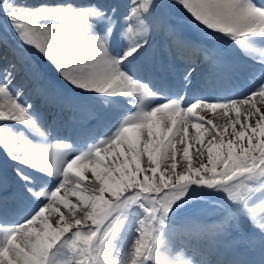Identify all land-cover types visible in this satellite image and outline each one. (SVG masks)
I'll use <instances>...</instances> for the list:
<instances>
[{"label": "snow or ice", "instance_id": "obj_1", "mask_svg": "<svg viewBox=\"0 0 264 264\" xmlns=\"http://www.w3.org/2000/svg\"><path fill=\"white\" fill-rule=\"evenodd\" d=\"M177 3L207 37L230 39L264 67V47L255 46L264 45V2ZM127 7L121 14L116 0H0L19 44L35 49L65 82L42 89L45 102L91 96L114 113L90 143L33 142L25 130L45 137L44 124L18 83L25 57L11 50L13 59L0 66V153L14 185L0 178V264H200V241L177 245L168 234L182 208L220 193L226 209L258 226L264 264V76L238 97L201 94L194 68L169 81L154 57L145 62L161 6L129 0ZM177 47L202 49L185 39ZM27 74L43 72L37 66ZM125 104L135 110L120 111ZM10 202L23 205L13 209L15 223L3 211ZM230 218L205 230L211 246H220Z\"/></svg>", "mask_w": 264, "mask_h": 264}, {"label": "rangeland", "instance_id": "obj_2", "mask_svg": "<svg viewBox=\"0 0 264 264\" xmlns=\"http://www.w3.org/2000/svg\"><path fill=\"white\" fill-rule=\"evenodd\" d=\"M46 1H48L47 3H49V4H55V3L59 2V0H46ZM80 1L82 2V0H80ZM11 2H12V0H9V3H11ZM17 2L22 3L21 0H17ZM116 2H117V0H116ZM157 3L161 7L158 9L157 13L152 17V27L150 29L151 47L149 49V53L152 50L156 49L158 47V45L160 46L159 43L162 44L165 41V38L168 34L170 36L173 33L171 31L172 26H170V23L175 21V20L183 21V23L181 24L182 29L180 30L182 34H180V35H184L186 38H188L190 36L194 37L192 35V33H194V34H196L197 37L198 36L205 37V38L207 37L203 32H201L200 28H198L197 25L195 23H193V21L189 17V15L177 3V0H157ZM37 4H39V2L35 1V3L33 5H37ZM128 4H129V0H120L119 5H120V7L123 6V8L120 9L121 14L127 13ZM170 8H172L173 14L170 11H169L170 13L167 14V11L170 10ZM163 23L165 24V27H163L164 26ZM189 29H192V31L189 32ZM162 32L165 35V36H163L164 38H162L161 35H159V37L156 35V34H162ZM213 37L216 41L222 40L221 42H223V39H218L217 36H213ZM0 39L2 40L1 43L4 42L6 44L5 47H7L10 51L13 49H19V51L23 53L25 60H26V65L21 68V70L18 74V83L22 82L25 85V95H24L23 99L28 101L29 103L33 104L34 111L39 113L40 118H41L43 123L47 122L48 125H51L52 119H54L56 117V112L54 113L55 109H53L51 111H47V112L45 111V109L43 107L45 104V99L41 95V90L50 88L51 85L54 83V80L51 78L49 73L45 72V69H44L43 64H42L43 62L41 59V55L38 52H36L35 49L19 44V41H18L16 35L14 34V31L11 29L9 22L6 19L3 12H0ZM224 39L228 40L227 43L231 44L235 48L234 51H236L237 54H239V55L247 54L245 49L241 48L239 45H236L230 39H228V38H224ZM165 43H167V44L172 43V41L170 40V37H168V39L165 41ZM255 46L257 47V49H259L260 47H264V45H261V44H258V45L256 44ZM5 55L3 57L1 52H0V66H3V64H5L7 62V60L4 61V59H8L7 56H5ZM178 56H179V54L177 55V57ZM11 57H12V55H11ZM11 59H13V57ZM211 60H213L212 53L210 54V58H209V61H211ZM233 61L237 64L236 58L235 59L233 58ZM177 63L178 64H176L174 62L173 65L182 69L184 62L181 61V62H177ZM235 63H234V65H236ZM219 65H214V66L210 65L213 69V70H211L212 76H217L218 74L223 73L222 68ZM37 66L42 69L43 75L35 76V77L29 76L27 74V69L28 68H34ZM259 80L260 79H258L257 81H259ZM64 83H59L58 85H63ZM68 94L71 95L69 93V91H67V96H69ZM70 100H72V99H70ZM77 100L81 103H88L89 105L94 103L93 102L94 100L90 96H88V97L81 96V98L77 97ZM90 100H91V102H90ZM46 104H48L50 107H51V105H53V107L55 106L54 104L47 103V102H46ZM67 104H68V100L66 101V103H64V105L66 106ZM61 110H62V108H61ZM40 111H42V112L40 113ZM66 112L67 111H65V110H62V112H61L62 117H64V121H62L61 125H63L64 128H66L67 125L69 124L66 121L67 120L66 119ZM125 114H127V113H125ZM69 115H71V112L69 113ZM17 127H20V126H17ZM66 131H68V129H66ZM229 131H230V129H229ZM28 133L29 132H27V130H25L26 136ZM192 133L194 134V130H192ZM56 142L57 141H48V144H46V145H50V144L56 143ZM144 160L146 161V157H144ZM256 203L259 204L260 201L257 200ZM228 204H229V202L227 201L226 194H224V193H220V194H217L215 196H206V197L199 198V199L191 202L190 204L186 205L184 208H182L177 213V215L174 217L172 224H178L182 220L192 218L193 216L201 217L205 214H207V215L212 214L216 210V208L221 207L224 209V211L232 214L231 217L233 220H237L238 222L240 220L242 227L243 228L245 227L244 229H246V228L248 229V231L251 233V237L254 240H258L259 239L258 226L248 222L240 214V212L238 210H236L234 208L230 209V210L226 209V205H228ZM221 211H223V210H221ZM218 212L219 213H216L215 217L213 218L214 221H215V219H217L216 218L217 215L223 213L220 211H218ZM228 213H225V214H228ZM200 220L201 221H197V223H202V222L204 223L205 218H201ZM184 221H187V220H184ZM211 222H213V221H211ZM183 223L184 222L180 223L179 225H181ZM204 224H209V222H206ZM179 225L173 226L169 232L173 231L175 228H178ZM209 225L211 226V223ZM242 235H243V233H242ZM246 246H248V245H246ZM256 248H257V246H256Z\"/></svg>", "mask_w": 264, "mask_h": 264}, {"label": "bare ground", "instance_id": "obj_3", "mask_svg": "<svg viewBox=\"0 0 264 264\" xmlns=\"http://www.w3.org/2000/svg\"><path fill=\"white\" fill-rule=\"evenodd\" d=\"M21 1H22V3H27L28 5H32V6H36V5H33L35 3V1H38L39 4L44 3V2H48L46 0H21ZM75 1H77V0H72V2H75ZM39 4H37V5H39ZM1 42H2V40L0 39V52H1L3 57L6 54L5 56H7V58H8V59H4V61H6V60L9 61L12 58L10 55L11 51L7 47H5L6 44L4 42L3 43H1ZM179 52L180 53L184 52V49L182 48L181 51H179ZM188 52H191V49H188ZM247 56H249V58H247L246 61L252 62V63H256V62L259 63L258 61L253 60L251 55H247ZM212 57H213V60L208 61V62L210 65L213 64V66H214L217 61H216L214 54H212ZM41 59L43 62V63L42 62L41 63L43 64L45 72L50 74L51 78L54 80V83H56V84L64 83L63 81H61L59 74L56 71V69L51 64H49L42 56H41ZM174 69H177V71L182 70L179 67H175ZM218 85L222 87L221 84L218 83ZM69 93L71 95H69V94L68 95L70 97H72L73 93L71 91H69ZM91 98L94 100L93 101L94 103H92L90 105L88 103L79 102L77 100V97L73 98L72 100H68V104L66 106L64 105V103H66V102H64L61 105L54 104L55 105L54 107H53V105L50 104L51 105V107H50L45 102L43 107H44L46 112L51 111L53 109H55L54 113L56 112V117L54 119H52L51 125H47L46 127L49 126V127L53 128L54 126H58V125L62 124V121H64V119H62L64 117H62V115H61L62 110L67 111L66 112V119L67 120L66 119L65 120L69 124L64 129H65L66 135L68 134L69 136H71L72 132L82 131V127H86V132H83V133L89 132V130L87 128L90 127V125L92 127L94 125L96 127H100L98 121H96L98 119L95 118L98 115H103L105 118L109 117L110 115H112L114 117V113H105V109H107L108 106L103 104L101 100H97L93 97H91ZM121 99H124V98H121ZM125 105H128V104H125ZM61 108H62V110H61ZM70 112H71V115H69ZM215 116H216V113H212V114L208 115V118H214ZM87 120L90 121V123L88 124L89 126H85V123ZM57 123H58V125H57ZM217 123H223V120L222 119L218 120ZM66 129H68V131H66ZM43 131L45 132V137H39L37 135H34L31 131H27V132H29L27 134V137L30 140H32L33 142L48 144L47 135H48L49 130L48 131L43 130ZM70 155H71V153L69 154V156ZM87 175L90 176V173H87ZM3 177H7L8 181H9V185L14 186L12 184L13 172H12V169L10 167V164H9V162L4 160L2 153H0V178H3ZM13 208H15V206ZM12 210H13L12 207L9 208V206H7V210L5 212L9 213V211L12 212ZM228 216H229L228 214H223V213L217 215V217H216L217 219H215V221L212 219L213 222H209V224L211 223V226L209 224H204V223L208 222L206 220L204 221V223L203 222L197 223V220L201 221L200 219H197L196 221L187 220V223H186V221H184L185 224L183 223V224L179 225L178 228H175L173 231L169 232L168 240L171 241L173 244H177V245L183 244L185 241H188V240L200 241L201 242L200 251H199L198 256H197V259H199L200 263H203V261L205 259H207L210 262H212V259H215V261H216L219 259V256L221 258V262L225 261V260H227V258H225L224 255L228 254L230 257H233L234 253L232 251L237 249L238 252H237V254H235L236 256L233 257L234 260L239 258V259H241V261L247 262V264H259V261H260L261 256H262L261 248H258V247L256 248L255 244L254 245L249 244L250 238L243 236L242 233L239 232V227H238L236 221H232L231 219H228L227 224L224 227V228H228V229H224V231L221 235L222 243H225V244L223 246L219 247V249H221L220 255L217 251L218 247L211 246L208 243L209 233L205 230L216 227L219 222L224 221L226 219V217H228ZM246 245H248V246H246ZM249 250H250V252H249ZM247 255H249V257L251 256L252 258H248ZM236 261L239 262L238 260H236Z\"/></svg>", "mask_w": 264, "mask_h": 264}]
</instances>
